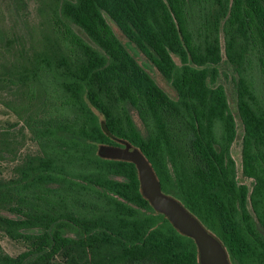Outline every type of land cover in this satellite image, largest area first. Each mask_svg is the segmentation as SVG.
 I'll list each match as a JSON object with an SVG mask.
<instances>
[{
	"label": "trees",
	"instance_id": "1",
	"mask_svg": "<svg viewBox=\"0 0 264 264\" xmlns=\"http://www.w3.org/2000/svg\"><path fill=\"white\" fill-rule=\"evenodd\" d=\"M211 3L210 17L198 15L194 25L191 0L55 2L60 18L92 44L67 27L79 53L50 45L1 79L42 107L49 103L27 107L43 110L35 123L22 118L39 151L22 155L13 176L0 172V233L25 243L16 255L0 244V264H199L194 239L141 192L136 165L98 153L99 144L118 139L143 154L160 191L218 239L230 264H264V105L244 75L249 48L264 57V0ZM220 21L225 57L237 73L241 173L250 187L236 179L235 117L215 84Z\"/></svg>",
	"mask_w": 264,
	"mask_h": 264
},
{
	"label": "rangeland",
	"instance_id": "2",
	"mask_svg": "<svg viewBox=\"0 0 264 264\" xmlns=\"http://www.w3.org/2000/svg\"><path fill=\"white\" fill-rule=\"evenodd\" d=\"M57 0H0V172L3 177L13 176L14 165L20 161L22 155L39 151V146L33 137L29 125L22 121L23 117L31 115L29 121L35 123L36 116L47 108L49 103L45 100L42 107L40 101L34 98H25L19 90L5 86L1 79L8 75V69L14 70V65L28 64L35 55L50 45L59 47L66 54L79 53L76 38L68 30H73L88 43L92 42L84 32L77 27L66 24L55 11ZM194 13V25H198L205 14L208 18L211 12V0H191ZM117 37L126 43V38L119 31L115 23L105 15ZM68 27V28H67ZM219 43L222 59L217 64V78L215 84H221L226 92L231 112L234 114L237 134L231 144L230 153L234 159L239 183L251 186V179L241 173V134L242 127L237 117L235 104V81L237 73L226 60L224 53V33L219 24ZM128 50L134 54L139 63L153 77L156 83L171 97L175 91L171 84L157 71L150 61L136 50L132 44L126 43ZM263 60V63L261 59ZM174 60L178 63L177 57ZM244 75L254 89L257 99L264 105V57L257 49H248L244 60ZM58 94V93H57ZM57 98V102H58ZM30 104H36L42 109H29ZM38 108V107H37ZM50 108V105H48ZM136 120V117H135ZM120 145H102L97 147L98 153L107 158L133 159L137 156L135 148L128 142L118 139ZM0 244L4 251L16 255L25 248L22 241L13 240L0 233ZM200 260V259H199ZM205 264V262H201Z\"/></svg>",
	"mask_w": 264,
	"mask_h": 264
},
{
	"label": "water",
	"instance_id": "3",
	"mask_svg": "<svg viewBox=\"0 0 264 264\" xmlns=\"http://www.w3.org/2000/svg\"><path fill=\"white\" fill-rule=\"evenodd\" d=\"M134 148L137 156L131 160H120L132 161L136 165L140 179V189L143 195L156 210L163 212L168 217L179 232L194 239L198 248L199 264H202L201 262L203 261L205 264H230L225 250L218 239L205 229L179 201L160 191L157 179L148 161L136 147Z\"/></svg>",
	"mask_w": 264,
	"mask_h": 264
}]
</instances>
